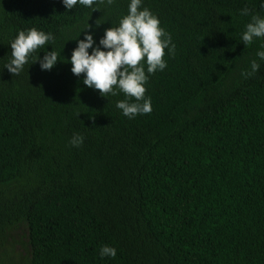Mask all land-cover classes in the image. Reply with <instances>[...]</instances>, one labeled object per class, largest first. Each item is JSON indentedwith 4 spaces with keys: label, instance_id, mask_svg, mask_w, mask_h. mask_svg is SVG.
I'll return each instance as SVG.
<instances>
[{
    "label": "trees",
    "instance_id": "obj_1",
    "mask_svg": "<svg viewBox=\"0 0 264 264\" xmlns=\"http://www.w3.org/2000/svg\"><path fill=\"white\" fill-rule=\"evenodd\" d=\"M128 3L0 0V237L26 225L29 264H264V38L240 39L261 0H143L175 50L145 84L152 111L132 119L123 92L102 96L66 61ZM30 28L52 45L9 73L10 42ZM52 47L61 60L41 70Z\"/></svg>",
    "mask_w": 264,
    "mask_h": 264
},
{
    "label": "clouds",
    "instance_id": "obj_2",
    "mask_svg": "<svg viewBox=\"0 0 264 264\" xmlns=\"http://www.w3.org/2000/svg\"><path fill=\"white\" fill-rule=\"evenodd\" d=\"M61 2L67 10H72L77 3L91 8L95 0ZM107 2L111 4L113 0ZM142 3L143 0H129L127 14L120 18L117 26L105 29L98 43L92 32L84 31L90 28L89 25L83 30L84 38L75 39L77 46L72 50L70 58H65L72 66L71 72L76 76L83 74V84L99 90L102 96L116 95L117 90L123 92L125 99L118 100L116 108L129 119L152 111L151 98L145 97V84L149 75L167 67L165 49L169 55L174 54L175 50L171 35L161 27L157 16L148 8L141 7ZM261 7H264V0H261ZM248 11L243 8L240 14L247 15ZM256 38H264V17L260 15L251 17L240 37L245 46ZM53 40L52 33L36 28L19 31L10 42L11 57L4 69L18 75L31 55L46 44L52 45ZM52 49L45 51L42 58L38 56L35 59L34 62L39 61L41 70H51L56 65L59 58L56 50ZM256 56L264 60V45L257 50ZM259 67L258 61L253 59L250 61V70L242 71L241 75L248 78ZM83 141V135L76 133L69 142L79 147ZM116 255L117 249L113 246L103 245L100 248L101 258H114Z\"/></svg>",
    "mask_w": 264,
    "mask_h": 264
},
{
    "label": "rangeland",
    "instance_id": "obj_3",
    "mask_svg": "<svg viewBox=\"0 0 264 264\" xmlns=\"http://www.w3.org/2000/svg\"><path fill=\"white\" fill-rule=\"evenodd\" d=\"M31 248L26 225L8 231L0 237V264H29Z\"/></svg>",
    "mask_w": 264,
    "mask_h": 264
}]
</instances>
